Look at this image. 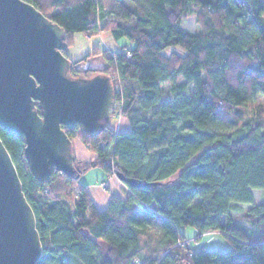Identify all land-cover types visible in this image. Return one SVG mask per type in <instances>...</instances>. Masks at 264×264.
I'll list each match as a JSON object with an SVG mask.
<instances>
[{"label": "trees", "instance_id": "trees-1", "mask_svg": "<svg viewBox=\"0 0 264 264\" xmlns=\"http://www.w3.org/2000/svg\"><path fill=\"white\" fill-rule=\"evenodd\" d=\"M24 1L61 25L69 46L76 33L129 40L115 52L93 50L105 69L82 71L72 60L70 71L108 74L113 85L119 77L129 130L63 128L96 155L76 157V174L95 166L141 184L124 182L126 196L99 207L75 177L34 176L24 139L0 127L38 219L37 264H264V202L254 195L264 189V0ZM193 6L197 32L183 26ZM173 46L186 53L167 51ZM184 225L224 233L232 248L196 251Z\"/></svg>", "mask_w": 264, "mask_h": 264}, {"label": "water", "instance_id": "water-1", "mask_svg": "<svg viewBox=\"0 0 264 264\" xmlns=\"http://www.w3.org/2000/svg\"><path fill=\"white\" fill-rule=\"evenodd\" d=\"M66 30L24 0H0V127L25 141L34 176L76 174L73 142L63 128L96 136L115 113L111 75L72 77ZM40 109V111H39ZM117 176L141 185L124 173ZM146 185V184H143ZM17 166L0 136V264H37L43 242Z\"/></svg>", "mask_w": 264, "mask_h": 264}, {"label": "rangeland", "instance_id": "rangeland-1", "mask_svg": "<svg viewBox=\"0 0 264 264\" xmlns=\"http://www.w3.org/2000/svg\"><path fill=\"white\" fill-rule=\"evenodd\" d=\"M198 12H199V8L197 6H193V10L191 11L190 15L185 17V19L183 20V26L185 28H188L189 30L191 29L192 31L197 32L199 30L198 28ZM110 32H103V33H99V34H94L93 36L91 35H87L84 33H76L74 35L73 41L71 43V45L68 47L67 49V55H69V58L71 59V61H76V66L80 69V70H86V69H105V67H107V60L105 58V55L102 53H93V50L95 48L99 49L100 51H104V50H109L108 48H105V46H110V44H113L114 42H112V39H114L112 37V35ZM112 37V39H111ZM117 41L121 42L123 45L120 46L123 47L124 45L129 43V40L125 37V38H120V39H116ZM169 50H175L178 51L179 53H186V50L182 47V46H173V47H169V49H167V51ZM169 53V52H167ZM114 86H115V97H116V104H115V113L112 116L109 124L110 126L117 130H120L121 127H119V122H122L125 118L123 116V114L121 113L120 109V105H119V101H118V97H117V93L120 92L123 88L124 85L122 83V81L120 80L119 77H115L114 80ZM169 85H165V89L169 90ZM262 101H264V99H261ZM124 118V119H123ZM78 140L82 146L85 148V150H88L89 152H91L83 143V141L80 140L79 137H75L73 139ZM75 150H78V146L75 147ZM92 154L91 157L88 156L87 158L82 157V155L80 154L79 157L82 158L81 160L84 162L87 161H93L96 158V155L94 152H91ZM95 167V166H93ZM92 168V167H91ZM89 168L87 171H85L84 173H80L81 176L79 178L80 182L82 184L85 185V181L88 179V177L90 178H95V174L93 173L94 169H98V171L101 169L100 167L91 169ZM110 176H116V178L119 181H122L118 178L117 173H109ZM102 186V190L105 193H109V184L107 182H101L99 181V183ZM88 186V185H87ZM89 187V186H88ZM128 187V185H127ZM129 187L126 188L125 187V194L128 193ZM110 194V195H109ZM108 195H114L112 193H109ZM254 195H255V201L256 203H263L264 202V189H254ZM248 206L245 205V209H247ZM138 215L140 216V218H143V212L142 211H138ZM242 215L237 216L238 221H243L241 218ZM181 231L184 235H186V239L188 242V245H190L194 250L198 251L200 250V248H202L203 246H206L207 248H211V249H223V250H229L232 248V244H230L229 240L226 238L224 233H220V232H210V233H204V234H198L197 229L192 226V225H188V226H182L181 227ZM101 243V247L102 249H104V251H106V244L104 243V241L99 240Z\"/></svg>", "mask_w": 264, "mask_h": 264}, {"label": "crops", "instance_id": "crops-1", "mask_svg": "<svg viewBox=\"0 0 264 264\" xmlns=\"http://www.w3.org/2000/svg\"><path fill=\"white\" fill-rule=\"evenodd\" d=\"M112 37H111V39H112ZM112 42H114V43L110 44V46H107V47L105 46V48H108L112 52L120 50V46L123 45L121 42L117 41L116 39H112ZM118 125H119V127H121L120 130H129L130 123H129L128 119L125 118L122 122H119ZM118 131H119V129H118ZM72 142H73V151L76 154V157L78 159H80V160L82 159L79 157L80 154L84 158H87L88 156L91 157L90 154H92V153L89 152L88 150H85V148L82 146V144L78 140H75V141L72 140ZM76 146H78L79 151L75 150ZM94 168H97V167H92L91 169H94ZM98 169H94V171H93V173L95 174V178L92 179V178L88 177V179L85 181L86 182L85 185L89 186L90 193L93 196V199H94L95 203L97 204V206L103 208V207H106V205L108 204V202L110 200V196H109L110 194L109 193H112V194L118 195V196H126L125 187L126 188H128V187H127L126 183H124L123 181H119L116 178V176H110L103 169H100L99 171H98ZM99 181H101V182L105 181L109 184V189H110L109 193H108L109 195L102 190L103 189L102 186L100 184H98Z\"/></svg>", "mask_w": 264, "mask_h": 264}, {"label": "flooded vegetation", "instance_id": "flooded-vegetation-1", "mask_svg": "<svg viewBox=\"0 0 264 264\" xmlns=\"http://www.w3.org/2000/svg\"><path fill=\"white\" fill-rule=\"evenodd\" d=\"M39 111H40V109H39ZM41 112V111H40Z\"/></svg>", "mask_w": 264, "mask_h": 264}]
</instances>
